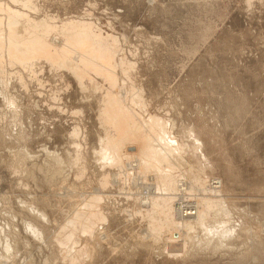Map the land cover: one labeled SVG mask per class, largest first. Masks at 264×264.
<instances>
[{"label": "rangeland", "instance_id": "rangeland-1", "mask_svg": "<svg viewBox=\"0 0 264 264\" xmlns=\"http://www.w3.org/2000/svg\"><path fill=\"white\" fill-rule=\"evenodd\" d=\"M0 31V264H264V0H0ZM156 119L184 151L171 207L220 201L224 239L153 230L138 143ZM109 140L119 163L97 156Z\"/></svg>", "mask_w": 264, "mask_h": 264}, {"label": "bare ground", "instance_id": "bare-ground-1", "mask_svg": "<svg viewBox=\"0 0 264 264\" xmlns=\"http://www.w3.org/2000/svg\"><path fill=\"white\" fill-rule=\"evenodd\" d=\"M68 26V25H67ZM13 28H14V26H12ZM11 27V28H12ZM65 29V28H64ZM11 31V33H9V36L10 35H16V34H18V32L16 31V29L14 28V30L13 29H11L10 30ZM1 32V31H0ZM68 34V33H67ZM66 36H68V35H66ZM11 37V36H10ZM15 37V36H14ZM13 37V38H14ZM16 38V37H15ZM14 38V39H15ZM78 36H70L69 37V39H68V41H73L74 42V44H75V42H77L78 41ZM27 39V38H26ZM25 39V40H26ZM40 41H41V39L42 38H38ZM37 39V41H39ZM11 40H13L12 38H11ZM17 40V39H16ZM22 40H24V39H22ZM35 40V39H34ZM18 41V40H17ZM32 40H29V42L30 43H32L31 42ZM35 43H36V41H34ZM30 43H28L29 45H31ZM39 43V45H40V47H38V46H36L37 44H34V46H33V52H34V50H35V53H36V49H42L41 51H42V53H44V55H46L47 56V58L49 59V60H54L55 61V64L56 65H60V66H63V67H65V68H71L72 70H74L73 69V67L70 65V63H71V61H70V58H69V55H67L68 54V52L66 53V52H64V51H60V52H55V53H53V54H49L48 53V47H46V45L44 44V41H43V39H42V41L41 42H38ZM78 44H80L79 42H77ZM15 44H17V43H15ZM27 44V45H28ZM33 44V43H32ZM78 44H77V46H78ZM82 44V43H81ZM76 45V44H75ZM82 46H86V47H84V52H85V54H84V52H83V54L84 55H87V54H89V53H91V54H93L94 52H93V50L95 51V49H91L89 46H87L86 44L84 45H82ZM82 46H78V47H82ZM37 47V48H36ZM16 48V47H15ZM32 48V47H31ZM79 48V49H80ZM83 48V47H82ZM81 48V49H82ZM1 49V48H0ZM39 49H38V51H37V53H39L40 51H39ZM17 50V49H16ZM42 53H39V55H41ZM87 53V54H86ZM29 55V53H28V49L26 48V49H24V52L19 56L20 58H17L16 57V55H14V54H10V56H9V58H11L12 60H16V61H18V60H21V62L22 61H24V60H28L30 57L32 58L33 56H35V55H30V56H28ZM37 55V54H36ZM93 56H94V54H93ZM87 57V56H86ZM81 58H82V56H81ZM18 59V60H17ZM11 61V60H10ZM18 62H20V61H18ZM93 62V61H92ZM91 63V62H90ZM85 65H87V64H85ZM78 74V73H77ZM109 75V74H108ZM112 76V75H111ZM114 76H112V78H113ZM109 78V77H108ZM112 80L113 79H110V82H112ZM4 95V94H3ZM6 98V97H5ZM9 101V100H8ZM13 102V101H12ZM114 109V108H113ZM116 111V110H115ZM126 112V111H125ZM124 112V113H125ZM109 113V112H108ZM107 113V114H108ZM123 113V112H122ZM129 113V112H128ZM127 113V114H128ZM120 114V113H119ZM111 115V114H110ZM115 115V114H114ZM117 116V115H116ZM121 116V115H120ZM119 119V120H118ZM128 119H125V118H123V117H116V118H114L113 119V122H116V123H120V124H118V126H120V125H122L121 123H125L126 125H125V131H124V133H125V135H128L129 133H131V131H132V129L135 127V123H134V126H132V125H130V120H128ZM154 120V119H153ZM142 122H143V120H142ZM150 122H151V120H150ZM109 125V124H108ZM145 125H146V122H145ZM151 125H153L152 126V129L153 130H157L158 129V132H156V130L154 131V132H156L155 134H156V137H157V139H156V137H155V143L153 142V141H151V139H148V137L147 138H143V141H140L138 144V149H139V151H140V156H141V158H142V161L139 163V164H141L142 163V165H143V167L144 168H154V169H156V171H157V173H158V178H159V182H160V187L162 188V193H160L159 195H157V196H159V197H157V196H155V193H154V196H151V200H150V203H149V205L151 206V207H149L148 209H150L149 211H151L150 212V218H151V222H152V228H153V230L158 234V233H160V230H162V229H166V230H168V229H173V228H175L176 229V233H179L180 234V236L183 234L184 235V237L186 238V240H187V238L189 237V234L191 233V232H193V231H195V229L196 228H199V230H203V234L205 233V235H208V236H210V237H203V238H206L207 240L209 239V238H211L212 240L210 241V242H212L213 240L215 241L216 240V238H218L219 240H222V239H224V238H222V237H226V236H228V234L230 233V229L228 230L227 229V225H228V223H229V221H226V219H222V217H224L225 216V218H229V217H227V215H229L228 214V212L227 211H229V210H225V209H223L222 208V205H221V203H220V201H215V202H212L208 197L206 198V197H204V195H203V197H202V199H200L199 201L198 200H195L196 202H197V205L195 204V205H193V203H188L187 205H185V206H191L190 208H189V210L191 211V210H193V212H190V215H188V216H184L183 215V212H186V210H184L185 208H183L182 207V203L183 202H180V203H178V201H177V203L178 204H176V205H174V206H176L174 209H173V207H171V201L173 200V198H174V196H173V194H174V192L177 190L178 191V189H177V185H175L176 183H174L173 181H175V179H173V175H172V170L173 169H175V167H173V166H175V164H174V162H172V161H175V162H179V163H181V158H182V153L184 152H181V148H182V146L179 144V141L177 140V138L175 139L174 137L172 138V137H170L168 134L169 133H167L166 132V130H167V125H166V127H165V125L164 124H162L159 120H157L156 119V121H154ZM117 126V127H118ZM137 126V125H136ZM110 128V127H109ZM108 128V129H109ZM119 128H121V126L119 127ZM137 128V127H136ZM166 128V129H165ZM115 130V129H114ZM134 130V129H133ZM117 131V130H116ZM150 131V130H149ZM152 131V130H151ZM122 132V131H121ZM153 132V131H152ZM193 133V132H192ZM120 135H121V133H120ZM193 135V134H192ZM127 137V136H126ZM113 138V137H112ZM115 138V137H114ZM193 138V137H192ZM131 139V138H130ZM105 140H107L106 138H105ZM105 140H102V141H105ZM115 140V139H114ZM114 140H112V144H111V140H109L107 143H108V146L107 145H105V147L106 148H102L101 147V150H100V153L99 154H97V156L99 155L100 156V159H101V161H108V162H114L115 160H116V162L117 163H119V156L120 155H118L119 154V151H116L115 153H118L117 154V156L116 157H114L113 156V154H112V152H114V150H115V147H116V145L118 146V144L117 143H114L113 141ZM119 140V139H118ZM136 140V139H135ZM197 142H198V140H196ZM120 142V141H119ZM106 143V144H107ZM114 143V144H113ZM105 144V143H104ZM123 144V143H122ZM163 144V146L165 145V146H167V147H165L164 146V148L161 146ZM185 145V144H184ZM189 145V144H188ZM118 148H121V147H118ZM118 148H117V150H118ZM196 149V148H195ZM120 151H121V149H120ZM138 152V151H137ZM160 152V153H159ZM135 154V153H134ZM123 157L125 158V156H124V154H123ZM130 158V157H129ZM120 159H122V158H120ZM126 159H128V157L126 158ZM170 159H171V161H170ZM107 162V163H108ZM121 162V161H120ZM162 162H165V168H162V167H160V165H159V163H162ZM105 163V162H104ZM122 163V162H121ZM184 164V163H183ZM182 164V165H183ZM141 165V166H142ZM140 166V167H141ZM184 166V165H183ZM186 166V165H185ZM205 166V165H204ZM138 167H139V165H138ZM177 167H178V165H177ZM182 166H180V168H181ZM179 168V167H178ZM183 168V167H182ZM192 168V167H191ZM153 169V170H154ZM184 169V168H183ZM178 170V169H177ZM188 170H189V167H188ZM180 171V170H179ZM178 171V172H179ZM181 171H185V170H181ZM194 171V170H193ZM192 171V172H193ZM200 171V170H199ZM196 172V171H195ZM200 173V172H199ZM199 173H197V174H199ZM191 174V173H190ZM193 174V173H192ZM196 174V173H195ZM204 174V173H203ZM200 175V174H199ZM178 176V175H177ZM176 176V177H177ZM185 176H187V175H185ZM184 176V177H185ZM187 177H189V176H187ZM186 177V178H187ZM203 177V176H202ZM175 178V177H174ZM189 181V180H188ZM187 181V182H188ZM191 181H192V183H191V186H192V184L194 183V186L196 185L197 186V189H198V187H200L201 189H202V191L201 192H210V193H214V194H216V185H215V183H213V182H211V181H206L205 180V177H203V179L201 180L200 179V177L197 175H194L193 177H192V179H191ZM209 183V184H208ZM180 187V186H179ZM158 188V187H157ZM191 188V187H190ZM194 188H196V187H194ZM194 190V189H193ZM159 191H160V189H159ZM197 191V190H196ZM200 192V191H199ZM176 193V192H175ZM202 194V193H201ZM207 195V194H206ZM146 196V195H145ZM188 196H189V194H188ZM216 198V197H215ZM176 199V198H175ZM186 199V198H185ZM192 199V198H191ZM187 200V199H186ZM214 200V199H213ZM174 201V200H173ZM184 201V200H183ZM185 203V202H184ZM217 203H218V209L217 208H215L216 210H214L213 208L214 207H217ZM143 205V204H142ZM145 207V206H144ZM180 207H182L181 209H179L178 210V208H180ZM225 207V206H224ZM228 207V206H227ZM147 209V208H146ZM134 211V210H133ZM148 210H147V213L149 212ZM188 211V210H187ZM196 212V213H195ZM83 213V212H82ZM135 213V212H134ZM145 213V212H144ZM162 214L163 215V217H158V214ZM193 213V214H192ZM230 213V212H229ZM41 215H42V213H40ZM181 216H180V215ZM192 214V215H191ZM146 215H148V214H146ZM186 215V214H185ZM195 217H194V216ZM44 216V215H43ZM176 216V218H174ZM218 216H220L221 218V221H217L218 219ZM213 219H217V220H214V222L212 223L213 225H210L209 224V222H212L211 220H213ZM150 225H151V223H150ZM26 228H28V230H30L31 229V231L34 233V234H36V236L37 237H39V236H41L42 234L40 233L41 231H39V229L37 230V228L35 229V227L33 226V225H31V223H30V225H27L26 226ZM198 230V229H197ZM237 230V229H236ZM173 231V230H172ZM196 234L197 232H193V234ZM155 234V233H154ZM192 236V235H191ZM190 236V237H191ZM194 236V235H193ZM192 236V237H193ZM191 237V238H192ZM213 237L215 238V239H213ZM206 240V242L205 243H210V242H208ZM218 241V240H217ZM226 241V240H225ZM160 242V241H159ZM218 242H220V241H218ZM198 243V242H197ZM186 244V243H185ZM199 244H200V242H199ZM211 244V243H210ZM213 244V243H212ZM215 244V243H214ZM216 244H218V243H216ZM6 246H5V252H7V253H10L9 252V250H12V245L10 246L9 244H5ZM194 246V245H193ZM210 246V245H209ZM216 246V245H215ZM164 247V246H163ZM211 247H212V245H211ZM218 247H219V245H218ZM215 248V247H214ZM183 250V249H182ZM214 250H216V249H214ZM4 252V253H5ZM184 253V252H183ZM2 256L4 257L5 255H3V253L2 254H0V260H2L1 258H2ZM0 263H1V261H0Z\"/></svg>", "mask_w": 264, "mask_h": 264}, {"label": "built area", "instance_id": "built-area-1", "mask_svg": "<svg viewBox=\"0 0 264 264\" xmlns=\"http://www.w3.org/2000/svg\"><path fill=\"white\" fill-rule=\"evenodd\" d=\"M191 206H183V208H185L184 210H186V212H183V215L184 216H188V215H190V212H193V210H189V208H190ZM188 210V211H187ZM186 214V215H185ZM193 214V213H192ZM191 214V215H192Z\"/></svg>", "mask_w": 264, "mask_h": 264}]
</instances>
